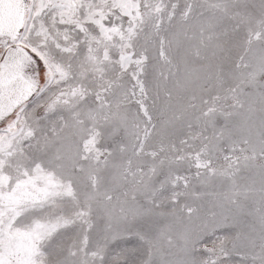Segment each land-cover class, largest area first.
Here are the masks:
<instances>
[{"label":"snow or ice","instance_id":"obj_1","mask_svg":"<svg viewBox=\"0 0 264 264\" xmlns=\"http://www.w3.org/2000/svg\"><path fill=\"white\" fill-rule=\"evenodd\" d=\"M0 264H264V0H0Z\"/></svg>","mask_w":264,"mask_h":264}]
</instances>
